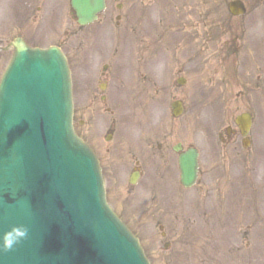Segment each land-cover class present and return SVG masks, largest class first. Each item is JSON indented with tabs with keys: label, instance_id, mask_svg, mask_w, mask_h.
Listing matches in <instances>:
<instances>
[{
	"label": "rangeland",
	"instance_id": "374dc122",
	"mask_svg": "<svg viewBox=\"0 0 264 264\" xmlns=\"http://www.w3.org/2000/svg\"><path fill=\"white\" fill-rule=\"evenodd\" d=\"M59 1L52 13L47 11L42 15L36 8L39 0H0L1 44H5L16 33H20L31 44L40 47L60 44L71 69V79L73 75V89H78L79 81L76 77L83 79L87 67L90 69L95 67V71L98 72L103 64L108 63L112 74L106 82V101L92 102L90 92L89 95L84 92L81 96H77L79 94L74 91V106L80 112L77 118L84 122L83 132L91 131L92 127L98 140L104 145L113 146L115 141L119 143L122 138L128 149L132 151L136 149L142 153L144 148L140 140L142 134L157 136L164 132L167 134L169 131L172 132L164 144L167 152L163 159L146 152L143 167L141 157L132 154L128 156L126 165L122 168V177L125 176L123 183L126 185V176L135 165V160L138 166H142L143 171L145 170L146 176L136 187L129 189L128 192L132 191L131 193L136 189L135 192H142V186H151V179L161 174L158 167L167 164L170 167V177L173 179L171 181L175 183V188L171 187V189L178 191L180 189L183 192L181 196L184 204L180 210L184 211L190 226L188 224L186 227L174 229L160 220L156 221L152 228L142 231L137 227L135 218L124 213L119 199L118 207L114 204L128 228L138 237L149 263L168 264L166 255L172 254H168V251L183 252L189 247L197 254L196 258L200 259V264H235L236 260L241 264L248 258L243 257L242 249L236 250L241 248L240 244H243L242 239L245 237L248 243H251L252 263L264 264V113L255 119L253 138L258 148L253 146L249 151L250 154L240 151V136L237 134L228 138L227 143L221 144L218 141L219 132L224 131L235 115L243 110L246 111L250 103L245 105L246 101L230 99L221 105L213 101L215 95L206 101L197 88L195 91H189L188 97L183 98V113L179 117H173L170 107L171 81L173 84L177 70L163 71L162 65L167 59L162 54L156 59L136 57L139 39L142 41V46H148L150 37L158 36L160 24L156 6H153V10L145 8L141 12L134 4L135 0H108L107 12L100 21L80 30L68 13V0ZM116 2L125 5L118 25L114 19L116 11L113 5ZM184 2L185 0H173V9ZM218 11H221L220 5ZM152 22L155 28L149 34L151 27L144 26ZM139 23H141L140 28H138ZM150 48L152 49V46ZM113 51H116V56L110 59ZM101 52L110 55L101 58ZM144 52V56H148V47H145ZM81 57L84 59L83 63ZM7 58L6 54L2 55L0 76ZM81 64L83 68L79 67ZM185 72L181 71L182 74ZM140 80L148 81L149 86L143 87L138 82ZM189 82L195 83L193 76L189 78ZM95 86L96 80L95 83L91 81L87 89L93 91ZM180 93L181 91L178 90L175 97L180 98ZM146 96H151L147 102L144 99ZM140 105L141 107L144 105L146 118L134 123L130 113L137 111ZM223 105H225L224 115ZM94 106L100 107V110L93 111ZM105 108L110 112H105ZM109 118L114 120V132L110 142H105L103 137ZM74 124L76 127V123ZM78 131L80 132V129ZM81 136L86 138V134ZM177 140L182 141L184 147L191 146L199 151L200 194L198 185L191 188L179 187L176 154L171 150V146ZM158 143L161 144V141ZM158 143L155 144L156 148H159ZM243 160L252 164H245ZM166 194L162 193L161 199L165 203L169 201L171 205L176 197L168 198ZM108 200L110 203H117L114 198ZM163 200L161 204L164 203ZM123 201L126 202L124 199ZM153 202L150 208L156 214L158 212L156 207L161 205L159 202L154 205ZM172 207L173 205L170 209ZM198 207L200 218L194 214V210ZM210 212H219V217L222 218L220 223L216 221L217 216L209 214ZM205 215L206 218L203 217ZM204 221L206 225L219 230H206ZM205 231L209 232V235ZM202 241L204 244L200 243ZM200 249H204L203 254L200 253ZM186 260L181 261L184 264H194L189 258Z\"/></svg>",
	"mask_w": 264,
	"mask_h": 264
},
{
	"label": "water",
	"instance_id": "95a60500",
	"mask_svg": "<svg viewBox=\"0 0 264 264\" xmlns=\"http://www.w3.org/2000/svg\"><path fill=\"white\" fill-rule=\"evenodd\" d=\"M70 6L84 25L104 0ZM179 166L181 181L191 184L195 151L181 155ZM18 225L29 228V239L0 252V264H149L108 207L94 154L73 132L69 70L56 47L17 44L0 81V237Z\"/></svg>",
	"mask_w": 264,
	"mask_h": 264
},
{
	"label": "flooded vegetation",
	"instance_id": "af4514ba",
	"mask_svg": "<svg viewBox=\"0 0 264 264\" xmlns=\"http://www.w3.org/2000/svg\"><path fill=\"white\" fill-rule=\"evenodd\" d=\"M57 2L60 1L39 0L36 8L41 11V14L45 15L47 11L52 13ZM134 4L138 6V10L141 12L145 8L153 10V6H156V10L159 11L158 22L160 27L158 36L150 37L148 46H142V41L139 39L136 57L137 59H143V57L146 59H156L162 54L167 59L165 64L162 65L164 67L163 71L169 69L177 70L173 77L174 83L172 84L171 81L172 101L170 107L172 104H175V108L171 107V114L172 111L176 110L178 104L182 107L183 113V98L188 97L189 91H195L197 88L200 90L203 99L207 101L208 98L215 95L216 98L213 101H217L221 105L224 101L230 99L242 102L246 101L245 105H249L247 103H250V107L246 111L243 110L235 115L230 122L232 125L227 124L224 131L219 132L218 141L221 144H225L228 138L237 134L240 136V151L242 153H249L253 146L258 148L254 142L253 133L255 119L264 113V0H191L190 2L185 0L179 7L175 6V9H173V0H135ZM219 5L221 6V11H218ZM107 6L108 0H106L104 11L98 15L92 24L100 21L101 17L107 12ZM113 6L116 11L114 19L116 20V25H118L125 5L124 3L116 2ZM90 25L85 27L78 26V28L81 30ZM149 26L151 27L150 34L154 30L155 25L152 22L146 24L144 27L149 28ZM140 27L141 23L138 24V28ZM16 38H22L28 43L23 35L16 33L4 45H0V51L2 52L0 53V59L3 54L8 56V60L11 58L14 51L11 43ZM75 42L76 40L74 39ZM151 46L152 49L150 48ZM145 47H148V56H144ZM109 55L110 53L101 52V58ZM115 56L116 51H113L110 59H113ZM81 59L83 63V57ZM79 67H82V64ZM109 70L110 65L108 63L103 64L98 72L95 71V67H91V69L87 67V71L86 69L84 70L83 79L76 77L79 81L78 89H73L72 85V96L74 97V91L79 94L77 96H81L84 92L89 95L90 92L89 96L92 102L96 100L99 103L106 101V82L111 78L112 74ZM181 71L186 72L182 74ZM191 76H193L195 83L190 84L189 78ZM95 80V90L89 91L87 89L88 84L91 81L95 83ZM138 82L143 87L149 86V82L146 80ZM92 87H94V84H92ZM178 90L181 91L180 98L175 97L178 94ZM150 98L151 96L144 97L145 102L149 101ZM92 110H100V107L94 106ZM106 111H109L108 108H105ZM79 113V109L74 106L73 118L74 123H76L75 129L80 136L81 134H86V138L81 137L98 158L107 199L111 198L112 200L114 198L116 200L115 193L112 195L110 186L111 173L115 164L113 161L114 149L118 148L123 153L121 157L125 161L124 165H126L128 156L132 154L142 158L141 162L143 164L141 165L144 167L146 160L144 157L145 153H141L136 149L133 151L128 149L124 145L122 138L121 141H118L119 143L115 141L113 146L104 145L102 141L98 140L92 127L91 131L83 132L82 127L84 126V122L82 119H78L79 117L77 118V114ZM224 114L225 105H223ZM241 114H246L250 118L246 134H243L242 129L236 123L237 116ZM113 123L114 120L112 118H109L106 123V133L103 137L105 142H110L113 137ZM78 129H80V132ZM171 134L172 132L170 131L168 134L164 132L157 136H154V134L150 136L142 134L140 140L141 142L147 140L146 144L142 146L148 148V154L157 155L159 159H163L167 152L164 144L167 137ZM158 141H161V144ZM156 143H158L159 148L155 147ZM125 147L127 148L126 151H124ZM190 147H184L180 140L175 141L171 146V150L176 154L177 162L179 156ZM197 153V178L194 185H198L200 194L199 151ZM243 163L252 164L245 160H243ZM134 164L125 179V186L130 187H128V191L136 187L145 176V170L143 171L142 166H138L136 160ZM122 170L121 168V177L123 176ZM132 178H135L134 184L130 182ZM179 187L184 188L180 181ZM242 242L243 244H240L241 248L236 251L242 249L244 251L243 257H247L248 259L241 264H253L250 256L251 243H248L245 237H243ZM240 261H242V258ZM235 264H240V262L236 260Z\"/></svg>",
	"mask_w": 264,
	"mask_h": 264
},
{
	"label": "bare ground",
	"instance_id": "6f19581e",
	"mask_svg": "<svg viewBox=\"0 0 264 264\" xmlns=\"http://www.w3.org/2000/svg\"><path fill=\"white\" fill-rule=\"evenodd\" d=\"M143 108H144V105L143 107H141L140 105L137 111L130 113V115L132 114L131 119L134 120L133 121L134 123L139 122L140 120L146 118L145 117L146 111ZM146 142L147 140H143L141 142V145H145ZM126 150L127 148L125 147L124 151ZM113 152H114L113 161L115 162V164L113 166V170L111 173L112 179L110 182V186H111L112 193H113L112 195H114L115 193L117 202H119L120 200V204L123 206L122 209L125 211L124 213L129 215L131 218H135L134 220H136L138 228H141L142 231H146L147 229L152 228V225L156 224V221L159 222L160 220H162L164 223H167L168 225H171L174 229H177L179 227L182 228V226L186 227V225L189 224L188 220L186 221V216L183 213L184 211L182 212V210H180L181 206L184 204V201H182L183 197L181 196L183 192L180 189L179 191L171 189V187L175 188L174 187L175 183L171 181L173 179L170 177L169 166L167 164H162V166L158 167V170H160L161 174H159L158 176L156 175L153 179H151L150 181L152 184L151 186H142L143 187L141 189L143 190L142 192H135L137 190L136 189L133 191V193H131L132 191L128 192V186L127 187L125 186V184L123 183L121 174H120L121 168H123L125 164L124 159L121 157L123 153L118 148L114 149ZM142 152L148 153L149 150L145 146ZM146 179H148V177ZM187 186H191V184ZM129 193L130 195H128ZM162 193H167L166 196L168 198L176 197L171 203V205H169V201L165 203V201L161 199ZM170 193L172 195H170ZM123 199L126 200V202H124ZM162 200L164 201L163 204H161ZM152 202L154 205H157L156 202H159L161 205V206L156 207V211H158L156 214L153 213V209L150 208V204ZM172 205L173 207L170 209V206ZM218 213L219 212H210L209 214L217 216L216 221L220 223L222 218L219 217ZM194 214L198 218H200L199 207L194 210ZM203 217L206 218L207 216L205 215ZM204 225H205L204 228L206 230H211V229L219 230L216 227L206 225L205 221H204ZM205 233L209 235V232L205 231ZM202 242L200 243L204 244V241ZM169 253H172V254L166 255V258H165L168 260V264H184L182 263L183 261L181 260L182 259L186 260V258H189L190 260H192L194 264H200V259L196 258L197 254L194 253V251H192V248L186 247L185 250H183V252L168 251V254ZM200 253L203 254L204 249H200Z\"/></svg>",
	"mask_w": 264,
	"mask_h": 264
},
{
	"label": "clouds",
	"instance_id": "9594fccd",
	"mask_svg": "<svg viewBox=\"0 0 264 264\" xmlns=\"http://www.w3.org/2000/svg\"><path fill=\"white\" fill-rule=\"evenodd\" d=\"M29 239V228L24 225L13 226L0 237V252L14 251L23 242Z\"/></svg>",
	"mask_w": 264,
	"mask_h": 264
}]
</instances>
